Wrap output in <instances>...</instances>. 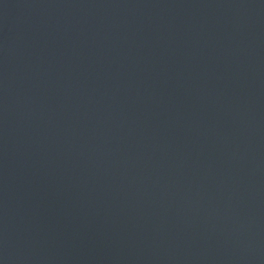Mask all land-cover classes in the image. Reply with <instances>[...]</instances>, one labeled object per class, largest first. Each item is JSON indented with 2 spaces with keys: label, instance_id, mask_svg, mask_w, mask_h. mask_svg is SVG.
I'll list each match as a JSON object with an SVG mask.
<instances>
[{
  "label": "water",
  "instance_id": "obj_1",
  "mask_svg": "<svg viewBox=\"0 0 264 264\" xmlns=\"http://www.w3.org/2000/svg\"><path fill=\"white\" fill-rule=\"evenodd\" d=\"M0 264H264V0H0Z\"/></svg>",
  "mask_w": 264,
  "mask_h": 264
}]
</instances>
